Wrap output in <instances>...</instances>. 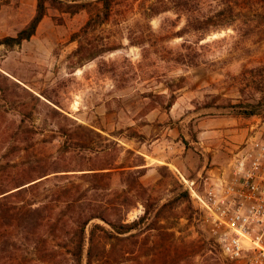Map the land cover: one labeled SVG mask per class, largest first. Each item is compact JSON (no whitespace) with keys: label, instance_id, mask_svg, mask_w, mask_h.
Instances as JSON below:
<instances>
[{"label":"rangeland","instance_id":"1","mask_svg":"<svg viewBox=\"0 0 264 264\" xmlns=\"http://www.w3.org/2000/svg\"><path fill=\"white\" fill-rule=\"evenodd\" d=\"M36 1L0 0V40L30 22ZM56 1L87 8L69 14L47 4L34 36L20 46L0 45V73L7 77L0 76V187L9 184L2 168L7 161L16 165L8 169L14 176L35 157L67 170L53 174L66 179L46 183L53 191L85 189L81 174L88 169L136 165L141 188L134 176L113 171L111 192L86 197L92 206L107 205L114 202L111 193L124 188L130 201L166 203L158 225L171 236L161 243L156 231L140 232L122 242L124 255L118 248L110 254L111 264H161L163 243L173 245L166 264H223L183 196L177 171L186 178L215 172L243 139L236 137L247 126L242 117L222 107L260 97L264 0H113L109 20L86 34L89 9L100 7L99 0ZM25 135L35 148L15 152L14 137ZM143 213L138 204L126 214L110 210L109 217L128 223ZM202 242L211 250L203 257L191 249ZM176 246L187 252L177 256ZM48 264L65 262L58 256Z\"/></svg>","mask_w":264,"mask_h":264},{"label":"trees","instance_id":"2","mask_svg":"<svg viewBox=\"0 0 264 264\" xmlns=\"http://www.w3.org/2000/svg\"><path fill=\"white\" fill-rule=\"evenodd\" d=\"M47 4L57 6L62 12L69 14H75L87 8L86 5L63 8L57 4L56 0H37L34 16L30 22L15 36L1 39L0 45L7 48L20 46L22 42L34 36L38 25L46 15ZM99 4L100 7L96 5L94 9H89L90 15L82 28L83 34H86V30L94 29L109 20L113 0H99ZM0 76L7 80V77L1 73ZM262 88L264 86L259 89L258 99L233 105L228 104L222 108L244 119L253 116L264 119V89ZM21 122L23 123L22 120ZM18 128L22 129V125ZM128 138H135V135H129ZM14 140H17L16 147H18L15 152L24 151L26 153L27 145L31 149L35 148L36 143L33 141L30 143L29 140H32V137L28 135L17 137V139L14 137ZM82 140H89V138ZM22 144H25V147H21ZM80 144L85 147L84 142ZM112 144L114 148L120 147L116 141H112ZM53 164L38 157L30 158L25 166L21 165V169L15 176L8 169L16 165L11 166L7 161L2 167L9 184L0 187L1 262L48 264V262H54L59 256L61 260L64 259L65 264H111L110 254L118 248L117 255H124L122 242L140 235V232L156 231V236L161 243L171 236L165 233V227L158 225L159 213L166 207V203L157 206L148 201H141L137 196L130 201L125 197L128 192L124 188L111 193L114 196V202L107 205L92 206L89 197H86L96 192H111L110 176L113 171H118L121 176H134V186L141 188V185L137 183V178L141 177L140 171L132 169L136 165L98 169L106 171L103 173L97 172V169H88L81 174V178L88 180L85 189H81L80 186L75 189L61 187L53 191L44 188L47 182L66 179L61 177L63 175L59 177L53 174L68 172L67 170L57 171V167H53ZM183 196H188L186 191ZM59 204H62V207ZM138 204L143 205L144 213L137 220L126 223L123 219L113 220L109 217L110 210H118L126 214ZM94 220L101 221L103 225L93 222ZM66 226H70V229L66 230ZM142 227H144L143 230ZM172 246H166L164 243L160 245L157 257L161 264H166L165 259L171 254ZM174 249L177 256L187 252V249L177 246ZM191 249L196 254L199 253L201 257H203V252L211 251L203 242L198 246L194 244ZM205 260L208 262L210 259Z\"/></svg>","mask_w":264,"mask_h":264},{"label":"built area","instance_id":"3","mask_svg":"<svg viewBox=\"0 0 264 264\" xmlns=\"http://www.w3.org/2000/svg\"><path fill=\"white\" fill-rule=\"evenodd\" d=\"M253 117L223 167L196 178L177 171L223 264H264V119Z\"/></svg>","mask_w":264,"mask_h":264},{"label":"crops","instance_id":"4","mask_svg":"<svg viewBox=\"0 0 264 264\" xmlns=\"http://www.w3.org/2000/svg\"><path fill=\"white\" fill-rule=\"evenodd\" d=\"M239 119H240V118H239ZM240 120H243V122H244L247 126H246L245 129H240V130H239V132H238V134H237V136H236V137L238 138V140H241L242 138H244V137L246 136L247 131H248L249 124H250L251 122H253V121H257V122H258V119L254 118V117L249 118V119H242V118H241ZM198 128L201 130L200 136H201V138H203V127L201 126V124H199V127H198ZM240 138H241V139H240ZM241 141H242V140H241ZM241 141H239V142H237V143H235V144L233 143V145L231 146L232 149L234 148L235 145H237V144L240 143ZM172 161L176 162V158H173ZM174 166H175V165H174ZM176 166H178L179 169L182 170V172H183V168H182L181 164H179V163L176 162ZM199 172H203V167L199 170Z\"/></svg>","mask_w":264,"mask_h":264}]
</instances>
